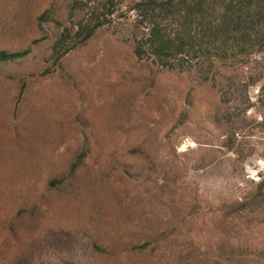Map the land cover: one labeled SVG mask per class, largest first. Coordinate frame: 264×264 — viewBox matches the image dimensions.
I'll return each instance as SVG.
<instances>
[{
	"label": "rangeland",
	"instance_id": "obj_1",
	"mask_svg": "<svg viewBox=\"0 0 264 264\" xmlns=\"http://www.w3.org/2000/svg\"><path fill=\"white\" fill-rule=\"evenodd\" d=\"M131 1L55 64L74 0H0V50L30 49L0 65V264H264V209L228 212L264 179V78L242 87L264 58L215 83L158 70L116 16Z\"/></svg>",
	"mask_w": 264,
	"mask_h": 264
},
{
	"label": "trees",
	"instance_id": "obj_2",
	"mask_svg": "<svg viewBox=\"0 0 264 264\" xmlns=\"http://www.w3.org/2000/svg\"><path fill=\"white\" fill-rule=\"evenodd\" d=\"M73 8L83 15L74 25L65 27L53 43L55 64L72 50L87 45L97 30L112 23L116 2L74 0ZM129 13L133 14L130 26L135 58L150 62L158 70L189 72L200 83H215L219 67L245 68L254 58H264V0H132L116 16L125 18ZM51 20L50 10L37 18L39 26ZM29 52L0 50V65L23 60ZM263 78L264 73L249 75L242 87L253 86ZM260 92L264 93V83ZM245 101V109L252 106L248 97ZM88 154L89 146L83 142L66 171L53 177L49 185L56 187L73 178ZM263 209L264 179L228 212Z\"/></svg>",
	"mask_w": 264,
	"mask_h": 264
}]
</instances>
